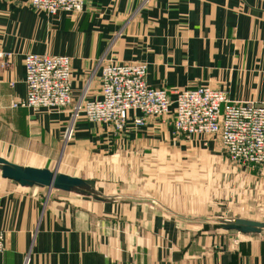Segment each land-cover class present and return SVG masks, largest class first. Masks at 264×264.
Returning a JSON list of instances; mask_svg holds the SVG:
<instances>
[{"label":"crops","instance_id":"1","mask_svg":"<svg viewBox=\"0 0 264 264\" xmlns=\"http://www.w3.org/2000/svg\"><path fill=\"white\" fill-rule=\"evenodd\" d=\"M0 50L8 54L0 64V264H264V230L202 219L218 199L248 203L264 186L258 170L225 160L236 178L219 196L211 182L205 197L140 174L170 146L224 155L216 136L176 137L172 115L141 126L130 119L121 132L73 115L80 100L100 96L102 67L113 61L146 62L147 83L172 98L211 86L234 101L264 102V0H89L80 13L56 15L0 0ZM28 53L72 57L70 106H13L27 95Z\"/></svg>","mask_w":264,"mask_h":264},{"label":"built area","instance_id":"2","mask_svg":"<svg viewBox=\"0 0 264 264\" xmlns=\"http://www.w3.org/2000/svg\"><path fill=\"white\" fill-rule=\"evenodd\" d=\"M89 0H29L36 9L56 15L60 11L80 13ZM8 54L0 50V64ZM146 62H109L101 71V93L82 99L75 106L74 119L106 123L121 132L133 119L144 125L150 116H173V134L191 140L196 136H216L231 160L258 167L264 173V102L234 101L224 90L198 86L174 90L147 83ZM27 95L14 107L62 110L72 103V57L28 53L25 55ZM134 115H133V114ZM139 113L141 115H139ZM133 115V116H132ZM72 127L68 137L72 135ZM6 234L0 229V253L5 251Z\"/></svg>","mask_w":264,"mask_h":264},{"label":"rangeland","instance_id":"3","mask_svg":"<svg viewBox=\"0 0 264 264\" xmlns=\"http://www.w3.org/2000/svg\"><path fill=\"white\" fill-rule=\"evenodd\" d=\"M169 148L168 151H154L153 160L149 161L150 164L141 168L143 172L140 171V174L153 179L155 184H167L170 192L190 195L196 191L202 192V197H205L209 196V193L214 190L213 195L219 196L222 190H227L225 183H231L232 178H236L233 176L237 175V171L234 172L233 167L236 168V166L242 165L231 160L225 152L224 155L215 156L213 153L202 150V148L197 149L192 146L188 148L170 146ZM225 160H229L231 164L233 163V167H230L231 164L226 163ZM248 167L251 170H258L264 180V173L261 168ZM211 182L213 190L211 187L209 188ZM254 186L255 184L253 188ZM231 187L233 192L236 193L238 188L236 189L233 185H230ZM239 191L241 192V190ZM219 201L218 199L217 203L211 206L209 213L202 217L203 220L208 218V222L212 223L214 228L216 225L220 227L232 226L239 229L240 233H261L264 230L263 185L251 191L248 203H237L236 198L231 202L229 200L227 204H221ZM246 205L247 207H245ZM226 217L238 218L227 221L225 220Z\"/></svg>","mask_w":264,"mask_h":264},{"label":"water","instance_id":"4","mask_svg":"<svg viewBox=\"0 0 264 264\" xmlns=\"http://www.w3.org/2000/svg\"><path fill=\"white\" fill-rule=\"evenodd\" d=\"M238 224V223H237Z\"/></svg>","mask_w":264,"mask_h":264}]
</instances>
